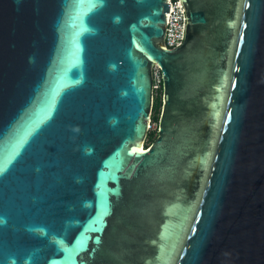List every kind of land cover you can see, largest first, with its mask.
Segmentation results:
<instances>
[{
	"label": "water",
	"instance_id": "water-1",
	"mask_svg": "<svg viewBox=\"0 0 264 264\" xmlns=\"http://www.w3.org/2000/svg\"><path fill=\"white\" fill-rule=\"evenodd\" d=\"M178 2L0 0V264H264V0Z\"/></svg>",
	"mask_w": 264,
	"mask_h": 264
},
{
	"label": "built area",
	"instance_id": "built-area-1",
	"mask_svg": "<svg viewBox=\"0 0 264 264\" xmlns=\"http://www.w3.org/2000/svg\"><path fill=\"white\" fill-rule=\"evenodd\" d=\"M167 3V10L164 12V28H163V45L172 49L181 44L184 34V12L178 0H165ZM151 89L153 95V103L157 99L159 101V108L161 103V79L159 68L152 65L150 69ZM156 121L149 118L146 130H155Z\"/></svg>",
	"mask_w": 264,
	"mask_h": 264
},
{
	"label": "trees",
	"instance_id": "trees-1",
	"mask_svg": "<svg viewBox=\"0 0 264 264\" xmlns=\"http://www.w3.org/2000/svg\"><path fill=\"white\" fill-rule=\"evenodd\" d=\"M158 114H159V101L156 99L152 106L151 119L157 122ZM154 137H155V130H149L143 145L146 146L148 143H150L153 140Z\"/></svg>",
	"mask_w": 264,
	"mask_h": 264
},
{
	"label": "clouds",
	"instance_id": "clouds-1",
	"mask_svg": "<svg viewBox=\"0 0 264 264\" xmlns=\"http://www.w3.org/2000/svg\"><path fill=\"white\" fill-rule=\"evenodd\" d=\"M91 149H88L86 154H91ZM0 223H6V220L4 218H0Z\"/></svg>",
	"mask_w": 264,
	"mask_h": 264
},
{
	"label": "rangeland",
	"instance_id": "rangeland-1",
	"mask_svg": "<svg viewBox=\"0 0 264 264\" xmlns=\"http://www.w3.org/2000/svg\"><path fill=\"white\" fill-rule=\"evenodd\" d=\"M151 113H152V111H151Z\"/></svg>",
	"mask_w": 264,
	"mask_h": 264
}]
</instances>
